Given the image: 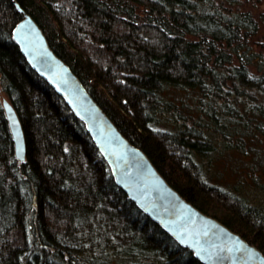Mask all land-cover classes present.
I'll list each match as a JSON object with an SVG mask.
<instances>
[{
    "label": "trees",
    "instance_id": "obj_1",
    "mask_svg": "<svg viewBox=\"0 0 264 264\" xmlns=\"http://www.w3.org/2000/svg\"><path fill=\"white\" fill-rule=\"evenodd\" d=\"M262 1L0 0V92L25 139L20 162L0 95V264H204L116 185L28 64L24 13L164 179L264 254V13L248 7ZM221 156L242 165L219 171Z\"/></svg>",
    "mask_w": 264,
    "mask_h": 264
},
{
    "label": "water",
    "instance_id": "obj_2",
    "mask_svg": "<svg viewBox=\"0 0 264 264\" xmlns=\"http://www.w3.org/2000/svg\"><path fill=\"white\" fill-rule=\"evenodd\" d=\"M12 36L28 64L61 96L79 118L106 161L118 187L182 247L204 264H264V254L238 233L184 199L133 145L90 95L71 68L53 51L43 31L27 13ZM14 145L25 160V139L16 110L1 98Z\"/></svg>",
    "mask_w": 264,
    "mask_h": 264
},
{
    "label": "rangeland",
    "instance_id": "obj_3",
    "mask_svg": "<svg viewBox=\"0 0 264 264\" xmlns=\"http://www.w3.org/2000/svg\"><path fill=\"white\" fill-rule=\"evenodd\" d=\"M248 7L252 11V13H254V14L264 13V1H262L258 4L256 3L253 6L250 5ZM0 93H1L0 94L1 98L6 97V95L3 92H0ZM214 163H216L215 167L219 171L222 169H225L226 167L227 168H233L234 166H241L242 165V162H240L238 160H230V159L226 160L222 156L217 161H214ZM226 169H225V172H227ZM73 177H74L77 184H81L88 179V173L83 168H77L75 170V172L73 173ZM227 180L229 182L234 181L235 179H234L233 174H232V176L230 174L229 177H227ZM250 196H253L256 199L258 194L254 193V194H251ZM254 203L257 205H260V203L258 201H254ZM115 241H118V240L115 239Z\"/></svg>",
    "mask_w": 264,
    "mask_h": 264
}]
</instances>
